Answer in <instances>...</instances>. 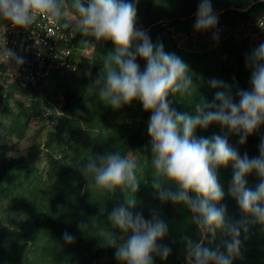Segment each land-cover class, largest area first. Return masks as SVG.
<instances>
[{
  "label": "trees",
  "instance_id": "trees-1",
  "mask_svg": "<svg viewBox=\"0 0 264 264\" xmlns=\"http://www.w3.org/2000/svg\"><path fill=\"white\" fill-rule=\"evenodd\" d=\"M258 1L212 0L213 10L218 14L216 29L198 32L194 23L199 0H125L137 8V27L146 30L154 25L147 32L152 42H161L166 52L175 53L189 65L194 81L200 84L199 95L208 101L214 99L215 90L208 85L213 78L231 84L234 92L237 88L251 90L246 57L264 43V37L258 36L249 44L245 36L256 31L257 18L264 16V0ZM8 26V22L0 21V38L6 36ZM214 33L219 34L218 40L213 39ZM112 50L110 42L98 44L86 68L78 69L41 94L38 88L29 91L21 85L12 73V66L0 60V99L14 98L18 107L10 125L4 133L0 131V183L7 185L0 188V202L18 189L34 185L48 204L47 212L24 220L19 229L0 226V264H120L115 257L116 249L102 245L100 229L109 227L119 235L118 230L111 229L107 216L123 204V195L116 193L112 197L93 189L82 191L85 181L79 171L89 157L107 151L136 153L141 185L134 211L150 219L155 210L168 224V236L161 243L168 245L171 252L166 260L156 256L155 264H185L181 236H195V229L188 222L187 209L171 202L161 203L151 187L153 168L147 131L150 113L139 102L114 110L88 91L101 72V56ZM138 63L143 71L146 63L139 59ZM26 100L29 106L22 112L20 105ZM198 100V94L168 98L177 112L193 115ZM43 106L53 112L52 128L39 121ZM30 130L34 131V138L26 154L9 155L12 147L6 144V139L15 137L21 141ZM195 135L197 138L226 136L241 157L247 154L253 158L259 155L264 126L243 145L237 135L229 134L217 124L198 128ZM233 171L231 164L218 169V179L225 192L222 204L226 206L229 222L242 217L237 203L228 194ZM246 182L247 187L255 189L260 179L251 173ZM81 224H88V230L81 231ZM65 233L74 237L73 243H65ZM230 239L224 232H217L211 246L223 249ZM241 241L240 253L232 264H264V228L252 225L246 238L242 234Z\"/></svg>",
  "mask_w": 264,
  "mask_h": 264
},
{
  "label": "clouds",
  "instance_id": "clouds-1",
  "mask_svg": "<svg viewBox=\"0 0 264 264\" xmlns=\"http://www.w3.org/2000/svg\"><path fill=\"white\" fill-rule=\"evenodd\" d=\"M0 21L14 27L30 29L40 22L69 28L84 37L82 45L96 51L102 42H110L113 50L102 57V69L88 91L114 110L139 102L150 113L147 131L151 141L150 181L161 203L171 202L190 213L188 222L195 236L184 234L181 243L185 264H232L241 248V237H247L252 225L264 228V139L259 155L240 156L226 136L211 138L195 135L196 130L212 124L237 135L243 145L249 136L264 126V43L246 57L251 71V90L237 88L219 79L208 85L214 99L199 95V87L189 65L175 53L164 50L161 42L153 43L143 29L137 27V8L125 0H0ZM218 14L212 0H199L194 28L198 32L216 29ZM214 33L213 39L218 40ZM10 59L22 63L20 57ZM139 60L146 63L141 71ZM90 76L91 73L89 72ZM203 81V78H199ZM198 94L195 114L177 112L168 98L192 97ZM136 153L107 151L89 157L80 166L85 181L82 191L93 189L101 194L123 195V204L113 208L107 219L111 229H100L102 245L116 249L120 264H155V257L166 260L171 248L161 243L169 233L168 224L152 210L150 219L134 211L141 181L138 179ZM233 166V179L228 194L237 203L242 217L229 222L222 204L224 189L218 169ZM255 173L260 182L255 189L247 187L246 177ZM147 185V183H146ZM93 222V221H92ZM91 222V227L93 226ZM81 231L89 228L81 224ZM217 232L231 239L223 249L212 247ZM66 244L74 237L64 234Z\"/></svg>",
  "mask_w": 264,
  "mask_h": 264
},
{
  "label": "built area",
  "instance_id": "built-area-1",
  "mask_svg": "<svg viewBox=\"0 0 264 264\" xmlns=\"http://www.w3.org/2000/svg\"><path fill=\"white\" fill-rule=\"evenodd\" d=\"M74 27V24L64 28L40 22L30 29H21L9 23L6 36L0 38V60L12 66V73L21 85L29 91L38 88L41 94L91 63L94 51L82 45L84 37L75 32ZM255 27L254 33L245 36L249 44L258 36L264 37V16L257 18ZM7 51L13 57H20L22 63L10 59ZM39 120L49 128L55 124L53 112L48 107L43 106Z\"/></svg>",
  "mask_w": 264,
  "mask_h": 264
},
{
  "label": "rangeland",
  "instance_id": "rangeland-1",
  "mask_svg": "<svg viewBox=\"0 0 264 264\" xmlns=\"http://www.w3.org/2000/svg\"><path fill=\"white\" fill-rule=\"evenodd\" d=\"M186 41L182 45L186 47ZM0 103V131L4 130L10 125L14 114L18 107L14 103V98L3 99ZM29 106V101L26 100L20 105V110L25 112ZM41 121V120H39ZM28 132V134H27ZM26 132V137L19 141L15 137H8L6 144L12 147L8 151L9 155L18 157L26 154L32 139L34 138V131ZM6 183H0V188L4 189ZM48 204L45 203L40 196L37 186L23 187L18 189L13 195H8V198L0 202V226H6L13 229H19L24 220L33 216L47 212ZM31 258V255L29 256Z\"/></svg>",
  "mask_w": 264,
  "mask_h": 264
},
{
  "label": "water",
  "instance_id": "water-1",
  "mask_svg": "<svg viewBox=\"0 0 264 264\" xmlns=\"http://www.w3.org/2000/svg\"><path fill=\"white\" fill-rule=\"evenodd\" d=\"M263 0H259L258 2H262ZM251 7V5L248 7V8H250ZM193 16V15H192ZM74 24V23H73ZM75 25V24H74ZM152 26H154V25H152ZM152 26H150L148 29H146L145 31L146 32H148V30L152 27Z\"/></svg>",
  "mask_w": 264,
  "mask_h": 264
}]
</instances>
